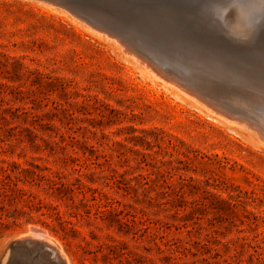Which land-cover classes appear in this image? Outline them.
I'll use <instances>...</instances> for the list:
<instances>
[{"label":"rangeland","instance_id":"1","mask_svg":"<svg viewBox=\"0 0 264 264\" xmlns=\"http://www.w3.org/2000/svg\"><path fill=\"white\" fill-rule=\"evenodd\" d=\"M70 7L0 0V160L45 202L9 206L0 264H57L43 245L12 246L32 226L70 264H264V144L165 88L125 49L142 54ZM53 171L97 200L87 187L46 191Z\"/></svg>","mask_w":264,"mask_h":264},{"label":"bare ground","instance_id":"2","mask_svg":"<svg viewBox=\"0 0 264 264\" xmlns=\"http://www.w3.org/2000/svg\"><path fill=\"white\" fill-rule=\"evenodd\" d=\"M183 1L195 5L200 0L132 1L124 6L110 0L93 3L61 0L86 17L90 28L96 31L111 29L121 38H114L117 43L124 46L126 42L142 54L125 49L128 55L162 79L165 88L183 98L178 90L189 94L208 110L219 112L220 117L239 125L264 144V119L249 109L256 102L254 106L264 116V98H261L264 97V0H207L202 17L198 19L200 23L193 17L194 10ZM191 43L200 49L192 50ZM159 68L167 73L166 76ZM140 69L147 73L146 69ZM194 91L210 98L213 105ZM214 106L229 108L234 111L230 115L236 112L245 117L234 115L237 118H231ZM18 241L43 245L60 264H70L60 243L42 227H30Z\"/></svg>","mask_w":264,"mask_h":264},{"label":"trees","instance_id":"3","mask_svg":"<svg viewBox=\"0 0 264 264\" xmlns=\"http://www.w3.org/2000/svg\"><path fill=\"white\" fill-rule=\"evenodd\" d=\"M1 115V113H0ZM4 118V117H3ZM22 140V139H21ZM0 232L4 228L9 227L10 219H13L11 222L12 224H16V212L17 208L12 209L9 206H12L13 202L17 198H25V202L27 206H36L42 207L44 205V200L37 197L34 193L26 191L20 187H18L17 182L12 178V174L9 172L10 168L5 165V163H10L4 159L0 160ZM9 165V164H8ZM42 177H45L44 175ZM47 179L52 182L53 185H46L45 189L51 194L58 193L59 198H64L67 196L68 192H72L77 189H84L85 187L88 188L89 191H92V200H97L95 193L97 192L96 189H93L87 185H85L81 178L76 177V180L80 182V185H65V183L61 180L59 176V172L53 171L52 174L47 176ZM83 199H86V193L82 191ZM51 207L52 204H49ZM56 208V206H54ZM60 219V218H59Z\"/></svg>","mask_w":264,"mask_h":264},{"label":"water","instance_id":"4","mask_svg":"<svg viewBox=\"0 0 264 264\" xmlns=\"http://www.w3.org/2000/svg\"><path fill=\"white\" fill-rule=\"evenodd\" d=\"M82 2H91L93 3V1H102V0H80ZM106 2V0H103ZM110 1H113L114 4L116 5H119V6H124L127 5L128 2H136V3H145V2H148V0H110ZM205 2H207V0H200L199 2H196L195 5L193 6V9H194V14H193V17H195L197 20H195L196 22L200 23V21L198 20L201 16V13L203 12V8L205 6ZM73 8V6H71ZM75 10V8H73ZM202 17V16H201ZM188 20H191L190 18H187ZM191 22V21H190ZM194 25H196L198 28H201L199 24H196V23H193ZM192 28V27H191ZM226 31H228L226 28H225ZM195 43V42H194ZM194 43H191V48L192 50H197V49H200L199 46H196L194 45ZM196 44V43H195ZM198 51V50H197ZM200 52V51H199ZM200 53H204V51L200 52ZM206 54V53H205ZM205 57V56H204ZM261 98H264V97H261ZM24 244H32V243H27V242H23V241H14L12 243V246L16 249H19L21 246H23ZM53 259H55L54 257H52ZM57 264H60L59 261H57V259H55Z\"/></svg>","mask_w":264,"mask_h":264}]
</instances>
